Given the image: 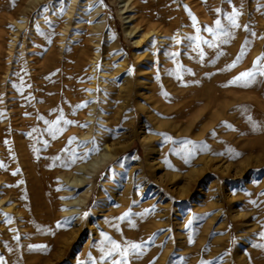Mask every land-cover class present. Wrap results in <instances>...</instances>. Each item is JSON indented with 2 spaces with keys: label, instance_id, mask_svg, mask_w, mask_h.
<instances>
[{
  "label": "rangeland",
  "instance_id": "rangeland-1",
  "mask_svg": "<svg viewBox=\"0 0 264 264\" xmlns=\"http://www.w3.org/2000/svg\"><path fill=\"white\" fill-rule=\"evenodd\" d=\"M122 5L39 0L22 20L0 13V264H111L121 257L101 259L105 236L141 245L127 264H264V76L229 83L264 55V0ZM233 9L239 28L226 19ZM170 15L178 26L151 35V58H136L144 24L166 29ZM217 20L230 36L205 30ZM103 143L114 158L71 187ZM18 204L34 208L39 233L22 231Z\"/></svg>",
  "mask_w": 264,
  "mask_h": 264
},
{
  "label": "bare ground",
  "instance_id": "bare-ground-1",
  "mask_svg": "<svg viewBox=\"0 0 264 264\" xmlns=\"http://www.w3.org/2000/svg\"><path fill=\"white\" fill-rule=\"evenodd\" d=\"M126 1H128V2L130 1L129 2L130 5L129 4L126 5L127 4ZM120 2H123V5L121 7V10L123 12L126 13V12H130L131 11V9H132V6H131L132 0H120ZM38 3H39V0H0V13L3 12L1 14L5 15L10 20H12V19H14V20L15 19L22 20V18L26 17L27 12L29 11V9L32 8L33 6L37 5ZM1 14H0V16H1ZM148 14H149V18H151L152 15H153L151 13H148ZM126 17L131 19L132 16L127 15ZM172 17L173 16L170 15V17L168 18L170 20V22H169V27L166 28V29H164V28L162 29L160 27H157V25L154 22H153V24H149V23L144 24V25H146L144 31L141 32L136 39L132 40L133 44L138 47V50H140L142 48L139 51V53L136 54V58H140L141 56L143 57V60H147L149 57L151 58V54H153V51L151 53V49L152 48H149L150 46L148 47L149 44L147 45L146 42L151 37V35H153V34H164V33H167L168 31H170V29H174L176 26H178V23L181 22V20H178L179 19L178 17L177 18H175V17L172 18ZM183 20L184 19H182V21ZM127 21H130V20H127ZM184 24H185V21L182 22V25H184ZM141 25H142L141 22L137 23V25L134 28L135 29H139ZM130 32H128V33H130ZM160 38H162V37H160ZM170 38H171V36H170ZM170 38H168V39H170ZM22 43H24V42H22ZM10 46H13V45H9V47ZM2 47H3L2 38L0 37V62H1V55H2ZM28 47H30L29 49H32L31 46H28ZM51 53H53V49L52 48H50L48 51H46V54L44 55V57L41 60V68H42L41 73H40L41 77L43 75L46 76L50 72V64H49L50 60H49V58L51 56L49 57V55ZM10 55L11 54H7V56H6L7 59L5 60V62L9 61ZM204 56L205 55H203V57ZM203 57H201V53L199 52L198 58H203ZM154 61H156V60H154ZM11 63H10V65H11ZM64 67H65V71L67 72V67H68V63L67 62H65V66ZM5 69H7V68H5ZM154 69H156V68H154ZM161 70H162L161 73H163V69H161ZM152 72H154V74H155V71H152ZM196 72L199 73V71H196ZM156 81H158V79H156ZM159 89H160V85H159ZM161 102H164V101H161ZM157 105H158V103H157ZM55 112H56V109H55ZM64 112L71 113L73 111H72V109H68L66 111L61 112L60 114L57 113V116L58 117H64L65 116ZM42 113H43V115H46V113H49V111L44 108V110H41L40 113L35 111L33 114L38 117L39 114H42ZM50 120L51 121H56V114ZM6 127L7 126H1L0 125V132ZM0 137H1V133H0ZM3 143L4 142L0 139V147H2ZM103 146H104L103 147V151L98 156H96L93 159H91V161L89 162V164H88L89 168L87 169V167H86L84 169L83 176L72 179V181H71L72 184L70 185L71 187H73L74 189H77L79 187H85L87 185V183L91 180L92 176H95V174H97L98 169L100 168V166H102L107 160H110V159L114 158V156L118 152V149H112L111 150L105 143H103ZM91 190H92L91 187H87L84 191H82V193L78 196V198L73 201L75 203L74 205L77 206V208H82L87 203V201H89L88 199H89V197L91 195ZM16 201H18V199H16ZM32 209H34V208L30 204L29 205L18 204V207L14 208V214L19 218L18 221L20 222L21 226H23L22 231H24V233H26V235H28V236H30L33 233H39L38 231L40 229L44 228V225L40 221H38V219L35 216V214H34ZM123 213H126V212L124 211ZM50 215H51V223L53 224L55 222V219H56V221L58 220V217H55L52 213H50ZM36 245H38V246L41 245V242H37ZM13 258H15V257H13ZM8 260H10V259H8Z\"/></svg>",
  "mask_w": 264,
  "mask_h": 264
},
{
  "label": "snow or ice",
  "instance_id": "snow-or-ice-1",
  "mask_svg": "<svg viewBox=\"0 0 264 264\" xmlns=\"http://www.w3.org/2000/svg\"><path fill=\"white\" fill-rule=\"evenodd\" d=\"M219 11V10H218ZM240 15V13L236 10L233 9L232 14L227 16L226 19L230 23L232 28H239L240 24L237 22V17ZM194 19V18H193ZM216 24V30H213L212 28H207L205 29L206 31L210 32L213 34L215 39L219 38V35H224V36H230L231 33L227 32L223 29V26L221 25L220 20H217L215 22ZM247 27V26H245ZM255 35V33H253ZM197 41H200V37L197 36L195 37ZM203 43L208 44L209 47H215V41L209 42L207 40L203 41ZM222 43H227V40L222 41ZM197 47H199V43H197ZM245 55L244 47L242 46L241 51L239 55L236 57V60L233 61L232 64L228 65L225 70H230L231 68L236 66V63ZM201 57H203V53L201 52ZM264 76V55H261L256 58V60L253 62V67L250 70L244 71L240 73L238 76L234 77L232 81L229 83H237L240 82L243 84V86H248L250 83H252L256 76ZM250 119V118H249ZM59 121H54L52 122L53 126H55ZM64 123H71V121H64ZM253 127L255 128L256 125L253 124ZM51 131V129H49ZM53 136L55 138V133H53ZM187 143H192L191 141H188ZM195 147V145H193ZM74 162V161H73ZM2 167V165H0ZM127 213L125 214V216ZM264 235V234H262ZM105 241H108L111 244V248L108 250H103L104 254L101 256V259H107L111 258L114 254H118L121 259H112L111 264H127V257L129 255V252H138L141 248L140 244L136 243H131V242H125V245L122 247L120 244L116 243L114 240H110L109 237L105 236L104 237ZM202 264H211V262L208 261H202Z\"/></svg>",
  "mask_w": 264,
  "mask_h": 264
}]
</instances>
